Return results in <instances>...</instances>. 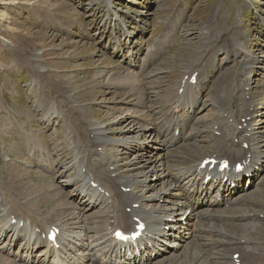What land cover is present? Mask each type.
<instances>
[{
	"label": "rangeland",
	"instance_id": "rangeland-1",
	"mask_svg": "<svg viewBox=\"0 0 264 264\" xmlns=\"http://www.w3.org/2000/svg\"><path fill=\"white\" fill-rule=\"evenodd\" d=\"M110 1L109 8L107 0H0V193L28 213H49L58 205L57 186L67 182L58 180L61 166L53 173L47 163L66 164L74 159V150L66 140L69 128L81 132L83 136L78 138L86 140L93 119L105 123L114 137H122L129 130L130 119L148 120L155 131L161 130L171 111L180 114L173 105L181 77L182 87L190 84L187 81H193L195 74L200 79L199 88H193L200 97L198 113H193L186 132V138L191 136L198 146L178 148L192 150L190 159L214 153L216 144L224 138L223 131L215 133L218 131L211 124L223 119L221 107L233 118V126L224 119L225 127L238 129V122L250 112L252 126H264V0ZM118 42L120 50L114 48ZM238 42L251 54L252 65L245 64L242 52L233 54ZM141 67L136 78L132 72ZM218 99L219 105L213 103ZM54 108L58 113L53 112ZM138 146L143 151L147 145L141 142ZM104 148L121 166L133 161L134 172L140 171L143 161L135 158L134 150L123 145ZM94 150L91 148L88 155L92 164ZM175 152L168 151L164 170L174 171V166L188 163ZM259 174L252 184L248 178L245 180L250 197L232 205L243 209L238 215L228 212L220 222L224 229L233 230L241 223L242 215L264 209L258 204L262 194L253 197L264 190V170ZM70 185L69 189H74V183ZM152 191H146L147 195ZM242 195L240 190L235 193L236 197ZM97 208L103 209L92 210ZM107 210L108 203L91 207L84 204L80 216L85 215L87 220L81 218L78 225L93 224L96 216L108 215ZM51 213L58 215L60 210ZM0 217L2 225L5 220ZM30 219L36 221L37 217ZM97 221L104 226L103 220ZM22 240L14 245L10 256L0 250V264H22ZM234 249L223 252L231 257L236 254ZM189 260L183 264H189Z\"/></svg>",
	"mask_w": 264,
	"mask_h": 264
},
{
	"label": "bare ground",
	"instance_id": "bare-ground-1",
	"mask_svg": "<svg viewBox=\"0 0 264 264\" xmlns=\"http://www.w3.org/2000/svg\"><path fill=\"white\" fill-rule=\"evenodd\" d=\"M107 2L110 8L111 1L107 0ZM237 45L238 50L233 54L236 56L237 53L242 52L245 64L252 65L253 58L249 60L251 54L244 50L242 43L238 42ZM199 81L200 79H196L194 82L189 78L187 82L190 84L187 83L182 87L184 77H181L178 81L176 99L173 97L177 108L181 106V109H191L189 110L191 112L198 106L200 97L193 88H199ZM181 87L184 93L180 94ZM213 103L219 105V99ZM220 110L223 119L213 121L211 124L214 131H223L224 138L216 144L214 153L190 159L192 150L187 152L178 149L175 152L176 156L184 157L188 163L174 166L173 173L164 170L165 158L162 154H158L157 150L164 145L172 146L174 149L180 146H186L187 149L198 146L194 142L187 143L183 136L187 120L194 118L192 115L182 117L183 119L179 121L180 135L177 136L173 132L169 140L151 138L153 131L147 124L148 121L144 119L141 121L129 118L131 121V124H127L129 130L123 132L122 137L111 136L106 124L101 121H91L87 140L84 137L78 138L83 134L69 128L66 140L69 141V147L74 150V159L66 164L59 163L61 169L57 172L58 180L63 178L67 184L57 186L60 190L59 202L56 208L52 209V211L59 209L60 214H52V211L45 213L40 210L28 213L25 207L19 204L17 208V203L8 202L4 194H0V216L5 220L4 224L0 225V250L10 256L14 245L23 238L20 245L21 255H19L22 264H30L31 261L35 264H95L97 262L183 264L185 259H190L189 264H264V209L245 211L247 213L242 215L241 223L235 225L233 230H226L220 224V221L228 216L229 211H235L238 215L243 209H237L232 205L240 204L243 199L250 197L242 186V178L247 176L252 180L264 170V130H260L264 126L257 128L252 126V122L248 119L252 113L248 112L243 122L236 120L238 129L228 125L225 127L224 119H229L231 124L233 118L230 119V113L226 109L221 107ZM53 112L58 113L56 108ZM215 125H218L217 130ZM169 129L170 126L168 131ZM140 140L147 145L143 151L138 146ZM181 140L184 142L177 145ZM109 145L114 148L123 145L127 147L125 149L130 148L137 152L135 158L143 161L140 166L142 168L138 167L140 171L134 172L136 166L132 164L133 161L121 166L118 160L105 150L104 146ZM91 148L95 149L94 164L89 158ZM125 149L123 153L126 152ZM42 152L43 149L39 151L41 158ZM207 157L209 161L201 167ZM6 159L10 160L9 154H6ZM33 159L38 160L37 157ZM244 159H249L251 162H246ZM226 161H229V169L221 172L220 165ZM238 163L243 165L242 170H236ZM149 164H151L150 168L145 169ZM207 175L213 176L208 183L205 182ZM168 180L171 181L168 183ZM71 182L76 185H72L74 189L67 190L71 187ZM100 183L105 187H101ZM233 183L237 184L242 196L234 195ZM216 185L221 189L222 199H218L219 192L214 195L211 192ZM151 189H153L152 193L147 195L146 191ZM260 194L262 199H259L258 204L264 205V190L253 194V197L258 198ZM207 198L211 200L210 208L204 207L205 202H208ZM94 203L100 205L108 203V215L104 214L101 218L99 215L96 216L97 219L105 222L104 226L99 225L97 219L91 225H78L82 222L81 218L87 220L85 215L80 216L84 204L91 207ZM227 205L232 207L227 210L220 209ZM69 214L71 217H68ZM30 216H36L37 220H31ZM197 217L202 220L196 221ZM137 218L146 222L147 227L143 235L136 240V243L118 241L114 237L116 230L123 229L129 232L136 230L139 223ZM258 219L262 222L259 223ZM52 228L60 229L56 243H51L47 239V234ZM43 244V248L37 250L36 247ZM233 247H236L234 249L236 253L242 252L239 253L238 258H235L236 254L228 257L223 252ZM16 254L18 256V252ZM236 259H240L239 262H236Z\"/></svg>",
	"mask_w": 264,
	"mask_h": 264
}]
</instances>
